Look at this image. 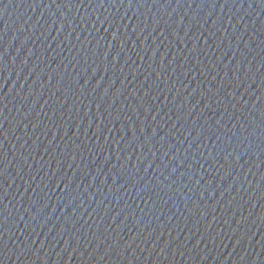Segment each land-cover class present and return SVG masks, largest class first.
I'll list each match as a JSON object with an SVG mask.
<instances>
[{
    "label": "water",
    "instance_id": "1",
    "mask_svg": "<svg viewBox=\"0 0 264 264\" xmlns=\"http://www.w3.org/2000/svg\"><path fill=\"white\" fill-rule=\"evenodd\" d=\"M0 264H264V0H0Z\"/></svg>",
    "mask_w": 264,
    "mask_h": 264
}]
</instances>
